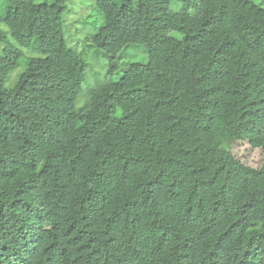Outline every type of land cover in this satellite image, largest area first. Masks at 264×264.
I'll return each mask as SVG.
<instances>
[{
  "label": "trees",
  "instance_id": "trees-1",
  "mask_svg": "<svg viewBox=\"0 0 264 264\" xmlns=\"http://www.w3.org/2000/svg\"><path fill=\"white\" fill-rule=\"evenodd\" d=\"M93 8L87 38L112 74L133 45L146 58L77 106L88 62L66 0L0 7V264H264V163L232 149H264V7Z\"/></svg>",
  "mask_w": 264,
  "mask_h": 264
},
{
  "label": "rangeland",
  "instance_id": "rangeland-1",
  "mask_svg": "<svg viewBox=\"0 0 264 264\" xmlns=\"http://www.w3.org/2000/svg\"><path fill=\"white\" fill-rule=\"evenodd\" d=\"M5 0H0V7ZM44 1V0H34ZM50 1V0H48ZM264 7V0H252ZM95 0H66L68 5L67 21L65 26V34L68 44L82 52L88 62L87 66V79L84 81L83 89L76 100V105L81 106L87 98V88L89 85H95L105 80L118 79L121 76L122 69L131 61H141L146 58V52L142 46L133 45L122 52V58H120V69L117 73L112 74L109 71V61L101 53H97L94 47L90 46L91 41L87 37L93 34V26L97 21V24L102 23V17L98 14L97 10L93 8ZM93 8V14L89 15ZM3 11V9H2ZM89 15V16H88ZM88 17V20H87ZM87 20V21H86ZM2 27H5L3 24ZM100 48L106 52H118L119 46L113 45L111 41H106ZM26 51V50H25ZM29 54V52H26ZM24 69V65L15 69L7 85H13L18 78L21 71ZM232 149L238 159L248 166L254 168H260L264 163V149L262 147H256L246 140H237Z\"/></svg>",
  "mask_w": 264,
  "mask_h": 264
}]
</instances>
